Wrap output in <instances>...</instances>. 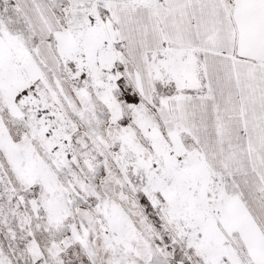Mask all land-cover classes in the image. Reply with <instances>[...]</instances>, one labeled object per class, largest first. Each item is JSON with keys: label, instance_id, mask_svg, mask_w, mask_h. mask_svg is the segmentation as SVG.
Segmentation results:
<instances>
[{"label": "snow or ice", "instance_id": "6c2138e0", "mask_svg": "<svg viewBox=\"0 0 264 264\" xmlns=\"http://www.w3.org/2000/svg\"><path fill=\"white\" fill-rule=\"evenodd\" d=\"M0 264H264V0H0Z\"/></svg>", "mask_w": 264, "mask_h": 264}]
</instances>
